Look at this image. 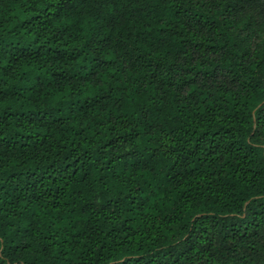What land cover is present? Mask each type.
<instances>
[{
  "label": "trees",
  "instance_id": "1",
  "mask_svg": "<svg viewBox=\"0 0 264 264\" xmlns=\"http://www.w3.org/2000/svg\"><path fill=\"white\" fill-rule=\"evenodd\" d=\"M0 264H264V0H0Z\"/></svg>",
  "mask_w": 264,
  "mask_h": 264
}]
</instances>
